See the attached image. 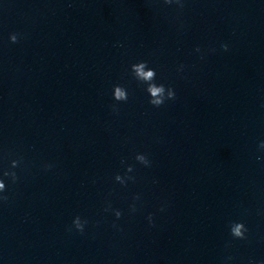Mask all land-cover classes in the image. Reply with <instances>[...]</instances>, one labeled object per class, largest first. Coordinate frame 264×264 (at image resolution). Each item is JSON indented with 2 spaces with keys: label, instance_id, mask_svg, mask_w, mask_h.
I'll use <instances>...</instances> for the list:
<instances>
[{
  "label": "clouds",
  "instance_id": "obj_1",
  "mask_svg": "<svg viewBox=\"0 0 264 264\" xmlns=\"http://www.w3.org/2000/svg\"><path fill=\"white\" fill-rule=\"evenodd\" d=\"M164 5H175L177 10L179 12H182L184 7H185V0H162ZM10 41L12 43H17L18 42V35L17 34H11L9 37ZM221 48L224 51H228V45L227 44H221ZM197 52L200 51V48L197 47L196 49ZM212 51H215L214 49ZM183 65L180 66L179 70H183ZM131 70V75L132 77L139 83H142L143 85H146L145 91L149 94V104H151L153 107H160L165 103L166 100H174L176 97L175 90L169 86L165 87L164 84H157L155 82L156 80V70L154 68H151L148 66L147 61H139L137 63H134L130 66ZM113 98L115 101L118 102H127L129 95L128 91L125 87L121 85H114L113 86ZM112 111L114 113L119 112L118 107L114 104L111 105ZM258 148L260 150H264V141H260ZM135 160L145 166V167H150L151 166V161L148 159V157L145 154L142 153H137L135 155ZM261 157H257V160H260ZM22 161L21 159H14L11 161V168L9 170H4L3 171V177H8L10 178L12 183H16L18 180V175L16 171L13 169H16L17 167L20 166ZM121 164L125 167V172L124 175H121L117 173L114 176V180L119 183L121 186L126 187L129 181L135 182V177L128 175V173H131L134 171V166L131 164H127L126 161L121 160ZM53 167L51 164H46L44 165L45 170H50ZM6 190V185L4 183V180L0 178V193L5 192ZM140 197L139 195L134 196L133 200L137 201L139 200ZM8 201V196L7 195H0V202H7ZM130 211L135 212L136 211V205L135 203L129 205ZM163 207L161 208V211H163ZM105 212H114V215L117 219H119L122 216V212L118 209H113L111 202H106V206L104 208ZM149 224L152 225V214L149 213L147 217ZM88 223L87 220H82L79 215L75 216L72 225L69 227V231L72 230L74 227L78 232L83 234L85 225ZM113 227H116L115 223L113 224ZM229 230H230V235L233 239H238V240H246L247 237V232L248 229L245 226L244 222H236L232 221L229 224ZM227 247V245H226ZM226 260H231L232 257L228 256L225 258ZM249 264H255L254 261H250Z\"/></svg>",
  "mask_w": 264,
  "mask_h": 264
}]
</instances>
